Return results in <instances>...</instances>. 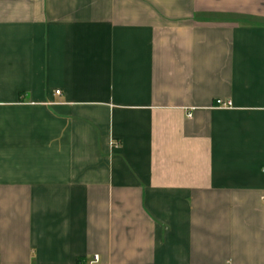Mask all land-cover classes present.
<instances>
[{
  "label": "crops",
  "instance_id": "1",
  "mask_svg": "<svg viewBox=\"0 0 264 264\" xmlns=\"http://www.w3.org/2000/svg\"><path fill=\"white\" fill-rule=\"evenodd\" d=\"M0 264H264V0H0Z\"/></svg>",
  "mask_w": 264,
  "mask_h": 264
},
{
  "label": "built area",
  "instance_id": "2",
  "mask_svg": "<svg viewBox=\"0 0 264 264\" xmlns=\"http://www.w3.org/2000/svg\"><path fill=\"white\" fill-rule=\"evenodd\" d=\"M57 93H59V92H57ZM216 105H217L218 108H221V109H227V108H230L232 106L230 102L225 103V102H223L221 100H218L216 102ZM190 117H191V115H190ZM116 146H118V145H116ZM95 260L96 261L98 260L97 256L95 257Z\"/></svg>",
  "mask_w": 264,
  "mask_h": 264
}]
</instances>
